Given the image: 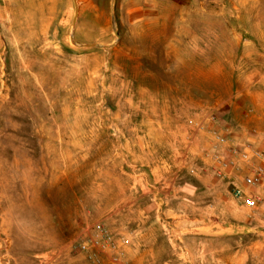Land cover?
Wrapping results in <instances>:
<instances>
[{"label":"rangeland","instance_id":"rangeland-1","mask_svg":"<svg viewBox=\"0 0 264 264\" xmlns=\"http://www.w3.org/2000/svg\"><path fill=\"white\" fill-rule=\"evenodd\" d=\"M243 80H264V0H0V264H87L70 242L97 220L137 243L127 264H235L224 237L216 262L187 254L204 229L146 206L173 187L169 141L210 171L211 134L187 120L240 129Z\"/></svg>","mask_w":264,"mask_h":264},{"label":"crops","instance_id":"crops-1","mask_svg":"<svg viewBox=\"0 0 264 264\" xmlns=\"http://www.w3.org/2000/svg\"><path fill=\"white\" fill-rule=\"evenodd\" d=\"M242 83L240 95L242 103L240 120H238V124L242 125L240 129L234 131L233 136L240 141L250 140L255 146L264 149V80H243ZM234 103L235 101L232 100L231 111L235 109ZM251 128H256V131L253 132ZM168 131L172 133V126L168 127ZM192 148L193 146L182 138L168 142L166 150L169 166L175 169L172 178L173 187L166 191H149L152 201L146 206V211L150 208L159 209L166 217H171L170 220H164L170 228L174 225L183 232L186 228L182 225H200L197 228L204 229V236L200 235L202 232L199 230L192 232L193 236H184V249L191 256L202 255V251H205L204 255H208L210 262L218 260L217 245L222 243L224 237L225 244L229 245L225 248L226 260L235 262V264H250L253 260V250L248 240L249 233L254 231L257 234V251L261 255L258 264H264V220L257 219L249 222L244 207L236 203L232 196L235 184L244 187L242 173L237 174L229 182L218 179L209 169L204 170L197 167L194 170L187 163L188 152ZM184 160L187 161L184 162ZM184 169L190 170L192 175L182 180L179 172ZM177 180H179L178 183ZM208 196L215 203V212L211 213L213 216H208V207L204 201ZM210 197H208L209 200ZM179 201H183L182 206ZM239 233L241 235H237ZM237 237L241 241L239 244L241 247H235ZM136 250L137 243L132 239L128 246L124 247V252L128 255ZM144 254L146 261L152 262L160 258L157 249L154 248L153 235L148 233V229H146Z\"/></svg>","mask_w":264,"mask_h":264},{"label":"built area","instance_id":"built-area-1","mask_svg":"<svg viewBox=\"0 0 264 264\" xmlns=\"http://www.w3.org/2000/svg\"><path fill=\"white\" fill-rule=\"evenodd\" d=\"M187 122L196 132L207 129L211 134V147L205 152L211 173L229 182L242 173L244 187L235 184L232 196L249 215H258L264 220V149L250 140H236L232 128L214 113L198 120L189 118ZM209 124L211 129L207 128ZM127 242L97 220L82 225L72 238L70 248L84 255L87 264H127L124 258Z\"/></svg>","mask_w":264,"mask_h":264},{"label":"water","instance_id":"water-1","mask_svg":"<svg viewBox=\"0 0 264 264\" xmlns=\"http://www.w3.org/2000/svg\"><path fill=\"white\" fill-rule=\"evenodd\" d=\"M89 46H93L94 44H88Z\"/></svg>","mask_w":264,"mask_h":264},{"label":"snow or ice","instance_id":"snow-or-ice-1","mask_svg":"<svg viewBox=\"0 0 264 264\" xmlns=\"http://www.w3.org/2000/svg\"><path fill=\"white\" fill-rule=\"evenodd\" d=\"M249 203H251V202H249Z\"/></svg>","mask_w":264,"mask_h":264}]
</instances>
